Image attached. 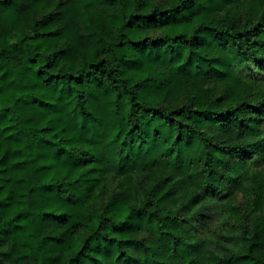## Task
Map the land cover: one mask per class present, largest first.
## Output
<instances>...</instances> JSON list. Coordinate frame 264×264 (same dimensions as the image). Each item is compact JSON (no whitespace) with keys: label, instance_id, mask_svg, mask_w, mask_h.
Listing matches in <instances>:
<instances>
[{"label":"clouds","instance_id":"9594fccd","mask_svg":"<svg viewBox=\"0 0 264 264\" xmlns=\"http://www.w3.org/2000/svg\"><path fill=\"white\" fill-rule=\"evenodd\" d=\"M0 264H264V0H0Z\"/></svg>","mask_w":264,"mask_h":264}]
</instances>
